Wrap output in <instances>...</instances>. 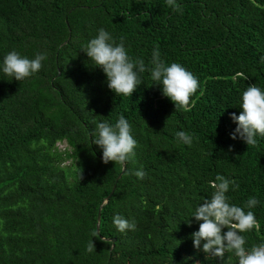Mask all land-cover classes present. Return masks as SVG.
<instances>
[{"label":"trees","instance_id":"obj_1","mask_svg":"<svg viewBox=\"0 0 264 264\" xmlns=\"http://www.w3.org/2000/svg\"><path fill=\"white\" fill-rule=\"evenodd\" d=\"M177 3L181 10L167 0H0V61L13 49L48 54L22 81L0 73V264H221L190 239L199 227L191 212L217 173L238 185L232 203L260 200L257 225L243 235L249 246L264 241V137L248 146L229 135L241 93L264 88V0ZM101 27L145 61L132 96L110 90L81 50ZM157 46L199 79L187 108L151 79ZM121 114L138 143L107 201L123 165L102 161L92 131ZM179 130L191 145L177 141ZM141 165L143 179L132 174ZM115 214L134 219L135 230L119 232Z\"/></svg>","mask_w":264,"mask_h":264},{"label":"clouds","instance_id":"obj_2","mask_svg":"<svg viewBox=\"0 0 264 264\" xmlns=\"http://www.w3.org/2000/svg\"><path fill=\"white\" fill-rule=\"evenodd\" d=\"M167 3L173 10H181L177 0H167ZM81 50L92 65L103 70L107 87L117 96H132L142 84L145 61L129 54L122 37L117 41L110 31L101 27L81 45ZM47 55L46 51L37 52L30 58L13 49L0 61V73L22 81L39 72ZM150 64L148 71L151 79L155 85L161 86L162 94L174 103L176 109L187 108L191 95L199 87L198 77L182 63L162 59L158 46L153 48ZM239 107L242 109L239 115L230 113V119L236 127L229 135L233 140L238 138L248 146L256 145L257 137H264V88L256 84L249 85L240 95ZM175 138L185 145L192 143L191 135L184 130L176 131ZM137 143L132 125L123 114L114 122H95L92 144L102 151L105 164L114 161L126 165L134 159ZM132 174L143 179L146 172L141 165ZM211 184V195L204 197L203 203H199L190 215L199 225L198 230L190 234L194 249L203 252L207 260H218L221 264H233V257L236 258V264H264V241L249 246L243 235L257 225L252 209L260 204V200L251 196L242 206L232 203L227 194L230 187L235 190L238 185L230 184V179L219 173ZM186 221L189 225L193 222L191 219ZM112 224L121 233L135 230L137 226L134 219L122 214H115ZM94 247V243L90 242L87 250L92 252ZM226 253L229 254L227 258ZM193 264H199V261L194 260Z\"/></svg>","mask_w":264,"mask_h":264},{"label":"water","instance_id":"obj_3","mask_svg":"<svg viewBox=\"0 0 264 264\" xmlns=\"http://www.w3.org/2000/svg\"><path fill=\"white\" fill-rule=\"evenodd\" d=\"M100 157L102 158V155H100ZM125 170H126V165H123V169H122L121 173H119V175H118V177L116 179V183L114 184V187H113L110 195L108 196L107 201L109 200L110 196L113 194V192H114V190L116 188L117 182H118L119 178L122 176V174L125 172ZM100 224H101V211L99 210L98 222H97V231H98V233L100 232ZM108 239L112 241V247H114L117 238L116 237H112V238H108Z\"/></svg>","mask_w":264,"mask_h":264},{"label":"rangeland","instance_id":"obj_4","mask_svg":"<svg viewBox=\"0 0 264 264\" xmlns=\"http://www.w3.org/2000/svg\"><path fill=\"white\" fill-rule=\"evenodd\" d=\"M57 146H58V148H59L60 150L67 149V148H66V147H67V143H65V142H58V143H57ZM72 161H73V159H69V160L65 161L64 164H65V165H68V164H70Z\"/></svg>","mask_w":264,"mask_h":264}]
</instances>
